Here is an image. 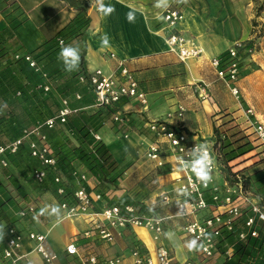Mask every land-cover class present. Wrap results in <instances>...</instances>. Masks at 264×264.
Here are the masks:
<instances>
[{"label": "crops", "instance_id": "obj_1", "mask_svg": "<svg viewBox=\"0 0 264 264\" xmlns=\"http://www.w3.org/2000/svg\"><path fill=\"white\" fill-rule=\"evenodd\" d=\"M82 1L84 4L80 7L88 24L80 30L83 34L75 42L83 49L84 69L89 72L99 68L108 74L114 73L119 76L118 61H123L136 79L140 90L146 93L148 103L144 108L135 100L124 98L118 104V109L123 113V122L113 123L108 116L105 119L101 118V125L94 130L99 136L97 141L106 145L112 159L118 164V179L115 186L106 182L100 183L83 164L74 160L70 164L74 171L71 176L63 174L58 169L54 172L62 176L61 184L69 193L80 185H85L91 193H102V198L92 204L91 210L100 211L108 205H120L123 207L121 215L127 218L142 214L165 216L167 219L164 230L156 240L153 231L131 225L115 229L112 241L99 239L94 232L86 236L84 233L92 226L90 217L81 215L67 218L60 207L62 201L59 198L60 194L57 193L59 185L51 183V178L47 177L45 184L47 189L43 188L44 185H37L39 190L32 188L29 180L25 181L19 175L22 171L26 173L24 161L16 162L17 167L10 168L14 174L11 177L8 168L0 170V182L17 203V212L29 206L34 208L25 216H18L14 212V219L17 221L13 227L23 235L27 232L44 234V246L49 253L56 256L55 264H82L81 258L90 255L96 256L99 261L118 259L119 262L116 264H131L134 250L153 255L155 248L160 245L170 252L171 264H179L185 260H191L194 264H220L219 256L215 255L202 262L198 250H188L187 244L193 238L183 230L186 220L178 216L179 210L174 201L169 205L161 202L160 196L163 193H168L173 198L180 195L179 182L174 180L176 173L180 171H177L178 167L171 156L161 167L155 166L148 159L147 146L155 139V135L147 127V122L164 119L167 112L175 111L178 106H182L184 108L182 117L173 115L167 122L182 126L187 132L192 133L194 138L211 140L215 129L222 133L231 125L229 123L231 119L237 121L240 128H245V115L241 114L244 112L240 101L217 77L216 70L210 65V59L217 56L223 62L228 58V49L236 41L247 38L249 29L242 28L235 13L237 11L245 15L248 0H187L186 3L182 0H168L167 7L179 9L183 14L174 31L193 39L204 49L202 56L187 61L179 60L169 51L165 36L170 30L162 19L165 7L156 8V0H103L105 5H112L115 8L108 16L99 13L92 1ZM77 8L66 0H0V53L7 52L8 58L16 60L14 57L16 54L21 56L34 51L72 23L78 14ZM132 10L135 19L134 22H129L126 14ZM232 15L234 16L230 18ZM104 34L109 37L107 47L101 44V37ZM225 64L226 62L221 63L223 66ZM63 65L58 62L53 74H47L48 79L45 80L41 72L35 71L27 64L28 67L23 70L20 79L24 85L28 80L34 79L36 83L30 87L35 92L43 91L39 85L48 83L50 90L46 94L41 93L40 97L46 95L52 97L58 103L56 106L58 110L61 108V99L67 98L71 107L78 108V112H82L85 117L93 116L92 119L97 121L98 108L93 106V93L88 92L89 89L84 83L73 82L71 74L65 71ZM52 77L60 79L59 82L52 84ZM262 81L264 78H260V74H254L253 77L244 76L238 82L240 92L241 89L244 91L241 93H244L242 95L247 106L251 107L246 90H253L251 93L254 90L257 92ZM61 89L65 94L60 92ZM76 93L87 102L76 99ZM259 102L254 100V105L257 106ZM3 103L0 97V106ZM24 107V100L21 99L13 109L19 126L29 129L32 127L30 122L34 120L24 112L26 110ZM260 107V115L253 114L251 119L264 123V106ZM74 116L77 118V125L84 123L78 118V113ZM10 131L11 129H8V133ZM33 137L37 139L35 135L29 138ZM51 140H55V144L68 143L70 146L77 144L74 136L67 131L64 135L56 134ZM257 146L256 144L252 150L257 155L243 160L237 168H245L244 172H248L249 182L256 196L262 198L264 146ZM81 174L85 176L84 181L79 178ZM224 176L215 174L214 183L222 184ZM18 190L25 194V197ZM70 198V203H73L72 195ZM129 201L135 202L137 206ZM126 205H131L134 211L132 213L125 211ZM53 209L57 211L53 212ZM219 211L220 208L202 210L199 212V218ZM7 238L6 233L2 242ZM70 243L76 245L78 255L66 252V246ZM34 247L35 243L25 237L18 250L22 257L15 264H45Z\"/></svg>", "mask_w": 264, "mask_h": 264}, {"label": "built area", "instance_id": "obj_2", "mask_svg": "<svg viewBox=\"0 0 264 264\" xmlns=\"http://www.w3.org/2000/svg\"><path fill=\"white\" fill-rule=\"evenodd\" d=\"M95 3V0H86ZM96 4V3H95ZM183 14L180 10L165 7L162 11V19L165 26L169 28V33L165 36V42L168 45L170 52H173L181 61H187L194 58H199L203 55L204 49L196 43L193 39L187 38L179 32L174 31L176 24L182 19ZM62 41L60 40V43ZM244 46L242 41H236L228 49V60L224 66H221V59L217 56L210 59V65L216 70V75L228 87L231 94L238 98L240 96V88L238 82L242 72V56L240 54L241 47ZM114 57L113 54H110ZM16 59L23 58V60L33 68L35 71L41 72L45 80L48 79L47 73L43 70V66L36 61V59L29 53L14 56ZM119 76L114 73H106L102 69H95L87 72L85 75L79 77L81 83H86L87 88L94 95L95 108L102 106H109L116 108L111 114L113 122H123V113L118 109V104L124 98L135 100L144 108L147 107L146 93L138 87V83L130 70L123 61H118ZM39 87L43 91H49L50 85L40 84ZM80 94H75V98L79 99ZM72 109L69 107L67 98L61 99V108L57 114L46 118L40 124L32 126L24 130L22 138L13 140L7 144L0 145V169L9 165L8 154L17 152L21 140L31 135L37 136L36 140L30 142V154L32 157L38 159L41 164L56 170V159L51 153L50 146L47 142L46 134L41 132L43 127L53 128L57 122L64 123L67 116ZM184 108L178 106L175 111H169L165 114L164 119H154L147 122V127L154 133L155 139L150 141L147 146L146 155L148 159L157 167H161L166 163L168 157H173L174 162L180 169V159L190 161L192 151L200 144H206L209 148L210 154L214 159L212 176L213 180L205 188L190 170H182L176 173L174 180L179 182L180 195L173 198L168 193H163L160 196L161 202L165 205L171 204L173 201L177 205L179 213L178 216L186 220L183 228L184 232L197 240L198 244L204 247L198 252L201 256V261L206 262L213 258L217 252L216 241L221 235L223 229L232 230L234 220L240 215L242 205L248 206L251 215L244 221L246 230L238 233L240 240L246 236H256L257 231L254 228L256 219L264 220V210L253 201L251 193L244 187L242 174L232 171L229 177L224 176V164L221 162V156L216 147L220 142L215 141L213 137L211 140H201L194 138L192 133L187 132L182 126L171 125L167 122L173 115L178 118L182 117ZM246 123L245 128L241 130L246 135L248 141L255 147L264 146V123L258 120H252V110L247 109L245 112ZM249 130V132L247 131ZM220 138H224L222 133ZM96 140L99 139L97 134H94ZM257 146V147H258ZM230 163V162H229ZM177 169V170H178ZM174 171V170H173ZM177 172V171H176ZM217 174L225 177L222 184L214 183V175ZM46 175L45 169L34 170L32 176L37 181H42ZM80 180L84 181L85 176L79 175ZM54 182L58 184L57 193L63 194L65 192L62 186V176L56 174ZM209 194L210 202L206 200V195ZM74 199L73 203L62 202L60 207L67 218H76L81 215H88L91 219L92 226L90 230L86 231L84 235L88 236L94 232L99 239L112 241L115 237L114 230L118 227H126L127 225L146 228L154 233V239H158L164 230V224L167 219L160 215H135L132 217H124L121 215V209L117 205H108L103 207L100 211L91 210L94 202L99 201L102 196L100 193H91L87 191L82 185L72 192ZM210 204V205H209ZM209 208H220L221 211L211 213L203 218H199V212ZM33 207L29 206L18 212L20 216H25L28 212L33 211ZM125 211L132 213L134 211L131 205L124 207ZM203 233V235H202ZM35 243V251L38 252L45 264H55L56 256L49 253L45 246V235L37 232H27L23 235L15 227L8 230V238L4 242H0V261L3 264H15L22 256L18 250L24 238ZM72 248L74 251L70 252ZM66 252L71 255H78V249L74 243L66 246ZM134 259L131 264H171L170 252L164 246H157L154 254L140 250L133 251ZM118 259H108L99 261L94 255L81 258L82 264H116ZM179 264H194L191 260H185Z\"/></svg>", "mask_w": 264, "mask_h": 264}, {"label": "trees", "instance_id": "obj_3", "mask_svg": "<svg viewBox=\"0 0 264 264\" xmlns=\"http://www.w3.org/2000/svg\"><path fill=\"white\" fill-rule=\"evenodd\" d=\"M66 1H68L71 5L78 7V14L76 18H74L72 23L70 22L60 32H58L57 36L48 40L34 51L28 52L36 59L37 62H39V64L43 66V69L47 72V74L54 72L58 62L64 64L63 60L58 59V53L61 47L60 40L64 45L75 46L77 44L75 40H79L83 34L80 30L88 24V20L84 17L81 10L82 8L80 7L81 4H84V1ZM6 47H8V45ZM80 49L81 62L79 70L70 73V78L73 79V82H78L79 77L87 73L83 67V49ZM227 60L228 58L222 63ZM26 67L28 66L24 62L23 58L12 60L7 57V52L0 53V97L4 101V103L0 106V145L22 138L24 135V130H26V128L23 129V126L20 127L19 123L16 122L17 117L13 109L15 104L21 102V99L24 100L25 103L24 110H26L24 112H26L32 120L35 121L37 119L35 122H30L31 126L40 124L45 120V117H51L58 112L56 107L58 103L56 100L47 95L44 97L37 96V92L33 89L31 90V84L36 83L34 79L32 81L27 79L28 81L26 80L27 82H25V85L22 84L20 77L22 73H24L23 70H25ZM79 83L81 82L79 81ZM84 84L86 85V83ZM60 92L65 94V91L62 89ZM88 92L91 93L90 90H88ZM28 100H32V102H29ZM78 100L82 101L83 98L80 97ZM47 101H50L51 103L48 104L46 103ZM83 102H87V100H83ZM5 104H7V106H5ZM69 107L72 111L67 116L64 123L57 122L53 128L43 127L41 129V132L46 134L51 153L56 159V169L60 170L65 175L71 176L74 171L70 164L73 160L78 161V163L85 166L90 174L98 178L100 183L103 184L106 182L115 186L118 179V164L112 159L106 145L94 138V130L101 125V118L105 119L109 116V119L111 120V114L114 113L116 108L109 106L99 107L96 112V117L99 119L95 121V119H92L93 116L85 117L82 112H78V108H73L70 104ZM75 113H78V118L84 122L80 126L77 125V118H74ZM8 129H11L9 133ZM48 129L51 130L49 132L45 131ZM225 130L226 134L224 135ZM225 130L222 132L224 138L219 139V134L221 132H219L216 128L214 138L215 141H220L216 144V147L221 156V162L224 164V172L225 174H230L231 172H226L225 169L227 163L247 155L254 147L248 141L246 135L243 134V131L237 128V126H229ZM65 131L74 136L77 143L76 145L74 144L70 146L68 143L55 144V140H51V138L55 137L56 134L64 135ZM32 139L36 140L34 137L23 138L17 152L12 154L11 159L15 164L19 161L25 162V171L28 175V180L32 188L39 190L37 185H44L43 188L47 189V185H45L47 184V177H50L51 183H54L53 178L56 175V172H54L52 168L41 164L38 159L31 156L29 145ZM27 140L28 143L26 144ZM9 160L10 159H8V161ZM8 167L9 165L1 168L0 170ZM230 167L231 166H229L228 169ZM37 169L46 170V175L42 181H37L32 176L33 171ZM83 187L89 191L85 185H83ZM20 194L25 197V194L22 192H20ZM100 194L102 195V193ZM70 195H72V192L69 193L65 188V192L59 195L60 201L70 203ZM206 197L208 203H211L209 195H206ZM129 202L132 205L137 206L135 202ZM16 204L17 203L14 201L13 197L5 191L0 182V242L4 240L6 233L8 234L9 228L13 227L14 223L17 221V219H14V212L19 216L16 210ZM120 208L123 210L122 206H120ZM139 210L141 209L139 208ZM245 217L247 218L248 214L243 213L241 208L240 215L234 220L233 229H223L221 235L217 238V252L215 255L219 256L221 261L220 264H264V220H255L254 228L257 231L256 236L248 235L244 239L240 240L238 238V233L246 230L244 225V221L246 219ZM0 264H3V262L0 261Z\"/></svg>", "mask_w": 264, "mask_h": 264}, {"label": "rangeland", "instance_id": "obj_4", "mask_svg": "<svg viewBox=\"0 0 264 264\" xmlns=\"http://www.w3.org/2000/svg\"><path fill=\"white\" fill-rule=\"evenodd\" d=\"M175 6H177V4ZM245 9H244L245 15H242L237 11L235 13V16L237 17L239 22H241L242 28L249 29L247 38L238 40V41H242V44L244 45L240 49V54L243 58L240 80L244 76H247V75L253 77L254 74H257V75L260 74V78H264V0H248V4L246 3ZM233 16L234 15L230 16V18H232ZM51 80H52L51 81L52 84H55V83H58L60 79L52 78ZM246 91L248 94L247 100L251 107L247 106L246 101L244 100V97L242 95L244 93H240L238 100L240 101L242 105V109H243L242 111L245 112L247 109H251L252 115H250V117H253L255 114L260 115L259 113V110L261 111L260 106H264V81H262V84L259 85V88H257V92L254 90V92L251 93V91H253L251 89H248ZM241 92H244V91H242L241 89ZM41 93L46 94L48 93V91L47 92L37 91V96H41ZM254 100L260 101L257 106L254 105ZM244 104L246 105L244 106ZM241 114L245 115V113H242V112ZM260 118L262 119L261 116ZM229 123L231 124L230 126H237V128L241 130L240 125L237 123V121H234L231 119ZM254 155L256 156L257 154L251 151L245 156H242L233 161H230V163L229 162L227 163L225 169H226V172L236 171L242 174L241 176L243 178L244 187L251 193V197L253 201L257 203V205L261 208V210H264V196H262V198H260L259 195L256 196L257 195L256 192L253 190V188L250 185L249 175H247L248 172L245 173L246 172L245 168H241V167L240 168L238 167L239 169L237 168L239 164L241 165L243 160L249 159L250 157ZM7 156H8V159H10L8 170H9V177H11L14 174L11 171L13 169H10V168H13V167L16 168L17 166L14 163V161L11 159L12 154H8ZM233 162L234 163L237 162V163L234 164ZM229 166H232L233 168L230 167L228 169ZM253 170H255V168ZM230 174H227V176H229ZM19 175H21L22 179H24L25 181L28 180V175L25 172L22 171V173L20 172ZM242 212L247 213L248 215H251V212L249 211L248 206L245 204L242 206Z\"/></svg>", "mask_w": 264, "mask_h": 264}, {"label": "clouds", "instance_id": "obj_5", "mask_svg": "<svg viewBox=\"0 0 264 264\" xmlns=\"http://www.w3.org/2000/svg\"><path fill=\"white\" fill-rule=\"evenodd\" d=\"M183 3H186L187 0H182ZM96 9L99 13L108 16L111 15L115 8L112 5H105L103 0H95ZM168 0H156L155 7H167ZM126 17L129 22H134L135 13L134 10L129 11L126 14ZM101 44L104 47H107L109 44V37L107 34H104L101 37ZM58 59H62L64 62L65 71L71 73L79 70L80 62H81V49L78 45H64L61 42L60 51L58 53ZM193 158L190 161H184L182 158L180 159V169L182 170H190V172L195 176L196 180L199 181L205 188L209 185L213 180L212 171L214 165V159L212 158L209 148L206 144H200L192 151ZM43 209L41 210V214H43ZM57 211V209H53V212ZM203 235V233H202ZM188 250H199L204 246L202 244H198L196 239H193L187 244ZM70 252L74 251V249L70 248Z\"/></svg>", "mask_w": 264, "mask_h": 264}]
</instances>
